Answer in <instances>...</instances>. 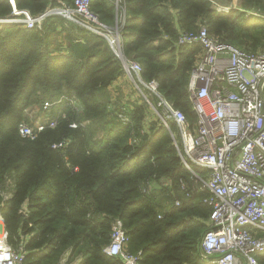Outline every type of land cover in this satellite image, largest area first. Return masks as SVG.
Wrapping results in <instances>:
<instances>
[{
	"label": "trees",
	"instance_id": "16d2710c",
	"mask_svg": "<svg viewBox=\"0 0 264 264\" xmlns=\"http://www.w3.org/2000/svg\"><path fill=\"white\" fill-rule=\"evenodd\" d=\"M235 1L237 8L225 12L212 0H125V55L191 123L196 113L187 85L201 46L176 45L178 34L205 24L209 34L238 47L264 48V0ZM14 2L34 15L73 4ZM91 8L104 23H114L112 0H92ZM11 12L10 1L0 0V17ZM122 74L105 38L60 15L46 17L39 29L0 25V191L11 179L14 188L7 200L0 196V211L8 243L24 245V264L64 258L68 264H122L102 252L116 218L123 221L129 251H142L141 264H206L199 241L209 192L182 163L164 126L153 120L141 134L146 103L137 96L123 104L111 89ZM61 98L42 109L44 101ZM36 109L41 120L61 113L56 126L33 139L20 136L19 124H33ZM192 168L199 176L207 173ZM257 258L264 264V253Z\"/></svg>",
	"mask_w": 264,
	"mask_h": 264
},
{
	"label": "built area",
	"instance_id": "2783aa9c",
	"mask_svg": "<svg viewBox=\"0 0 264 264\" xmlns=\"http://www.w3.org/2000/svg\"><path fill=\"white\" fill-rule=\"evenodd\" d=\"M12 12L0 17V25L21 24L39 29L50 15H60L107 41L119 59L122 76L146 103L148 114L141 134L157 121L170 133L182 163L209 195L204 199L210 207L199 245L206 264H259L257 256L264 253V48L247 50L209 34L205 24L195 31H181L176 45L199 43L201 53L195 61L187 89L196 113L191 123L158 90L155 81H145L141 64L124 53L123 28L126 20L125 0H112L115 20L109 25L91 8L92 0H73L71 6L50 5L38 14L17 9L9 0ZM218 11H229L235 5L213 1ZM261 15L255 11H246ZM64 99V98H63ZM55 101H44L48 110ZM155 99V102H154ZM77 104V100L71 101ZM56 118L38 119L33 124L20 123V136L33 139L46 127H55ZM122 122L129 117L117 113ZM151 118H150V116ZM171 123L175 128H171ZM76 128L77 124H70ZM136 141V140H134ZM55 143L53 148L60 147ZM192 165L207 170L199 176ZM7 200L11 192H2ZM176 204H179L176 201ZM128 235L123 221L116 218L110 226V241L102 252L118 258L122 264H141V250L128 249ZM24 245L12 246L0 211V264H24ZM59 264H68L65 258ZM72 264H77L74 262Z\"/></svg>",
	"mask_w": 264,
	"mask_h": 264
},
{
	"label": "crops",
	"instance_id": "0c3cea01",
	"mask_svg": "<svg viewBox=\"0 0 264 264\" xmlns=\"http://www.w3.org/2000/svg\"><path fill=\"white\" fill-rule=\"evenodd\" d=\"M225 5H235L236 7H233V8H237L238 1L234 0L231 3L225 4ZM131 88H132L131 84H129L127 79H125L124 77H119L118 80L114 83V85L111 86V89L113 90V92H115L116 94L118 92L121 93V99L123 100V104L127 100H129V101L135 100V97L133 95H131V93H132ZM134 95H135V93H134Z\"/></svg>",
	"mask_w": 264,
	"mask_h": 264
},
{
	"label": "rangeland",
	"instance_id": "374dc122",
	"mask_svg": "<svg viewBox=\"0 0 264 264\" xmlns=\"http://www.w3.org/2000/svg\"><path fill=\"white\" fill-rule=\"evenodd\" d=\"M218 3V2H217ZM220 4H222V3H220ZM222 5H225V4H222ZM238 6V5H237ZM230 9H232V8H230ZM245 11H250V10H245ZM246 13V12H245ZM250 14H252V13H249V14H247L246 13V15H250ZM132 87V86H131ZM132 89V88H131ZM132 93H131V95H133L134 97H135V100L137 99L136 97H137V95H136V93H135V91L132 89V91H131ZM135 93V95H134V93ZM33 114H34V116L36 117V118H38V116H39V114H40V111L39 110H35L34 112H33ZM150 116V115H149ZM150 118H151V116H150ZM38 119H40V118H38ZM37 119V120H38ZM13 180L11 179L10 181H9V183L7 184V186L6 187H4L1 191H0V196H2L3 197V195H1V193L2 192H13Z\"/></svg>",
	"mask_w": 264,
	"mask_h": 264
}]
</instances>
